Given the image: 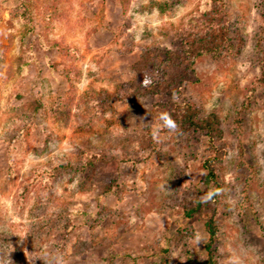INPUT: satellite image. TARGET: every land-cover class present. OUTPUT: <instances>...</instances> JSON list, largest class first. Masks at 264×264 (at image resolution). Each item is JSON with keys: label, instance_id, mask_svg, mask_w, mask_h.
Returning <instances> with one entry per match:
<instances>
[{"label": "rangeland", "instance_id": "374dc122", "mask_svg": "<svg viewBox=\"0 0 264 264\" xmlns=\"http://www.w3.org/2000/svg\"><path fill=\"white\" fill-rule=\"evenodd\" d=\"M19 1L0 0V264H207L209 220L218 264H264L262 0H229L245 48L201 59L185 84L224 125L217 191L207 139L160 127L167 97L134 96L140 54L179 49L206 0H25V21Z\"/></svg>", "mask_w": 264, "mask_h": 264}, {"label": "trees", "instance_id": "16d2710c", "mask_svg": "<svg viewBox=\"0 0 264 264\" xmlns=\"http://www.w3.org/2000/svg\"><path fill=\"white\" fill-rule=\"evenodd\" d=\"M131 0H120L122 8L125 10ZM160 12L164 13L170 8L169 3H155ZM25 0H20L14 8V16L21 21L28 20V11ZM229 0H206L203 9L187 20L186 30L179 33L181 47L176 50H147L142 52L134 65L137 74L135 86L137 92L134 96H149L159 94L168 98L165 105L157 107V113L166 112L175 123L174 132L179 139H185L195 134L203 135L207 139L210 148L215 151V157L205 163L207 174L203 183L214 185L217 191L221 187V180L216 168H221L220 145L223 143L224 125L220 116L215 112H204L193 103L183 98L186 80L194 73V67L201 59H221L223 57L239 56L246 46V36L241 29L233 30L229 17ZM262 10L264 13V0H262ZM3 63L2 52L0 51V67ZM162 68V73L157 82L141 87L142 78L152 75L156 67ZM260 96L264 98V72L262 76L255 80ZM254 90V89H253ZM256 90V88H255ZM250 91L245 101L239 106L235 114V123L239 125L238 117L241 113L249 109H254L253 98L257 95ZM252 107V108H251ZM239 128L240 125H239ZM101 163H104V156H100ZM96 160V159H95ZM94 161H89L92 167ZM71 165L61 166L60 171H70ZM110 188V187H109ZM199 205V204H198ZM208 233V241L205 244L207 253V264H218L216 257L212 253V246L216 239V228L213 220L205 224Z\"/></svg>", "mask_w": 264, "mask_h": 264}, {"label": "clouds", "instance_id": "9594fccd", "mask_svg": "<svg viewBox=\"0 0 264 264\" xmlns=\"http://www.w3.org/2000/svg\"><path fill=\"white\" fill-rule=\"evenodd\" d=\"M152 81L149 78H144L142 80V84L144 86H147L151 83ZM160 127L167 128L169 130H174L175 129V123L172 121L171 117L169 114L166 112H162L158 115L157 117ZM159 129H157L158 131ZM155 135V133H154ZM197 242L199 243V238L197 239ZM46 264H63V258L61 256H55L52 258L51 261H46ZM230 264H238V261L235 258H232L230 260Z\"/></svg>", "mask_w": 264, "mask_h": 264}]
</instances>
